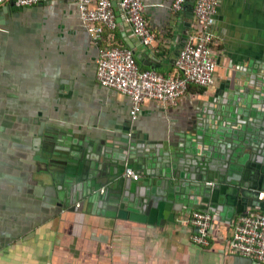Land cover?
Wrapping results in <instances>:
<instances>
[{
  "label": "crops",
  "instance_id": "1",
  "mask_svg": "<svg viewBox=\"0 0 264 264\" xmlns=\"http://www.w3.org/2000/svg\"><path fill=\"white\" fill-rule=\"evenodd\" d=\"M119 2L103 44L172 75L193 10L143 0L146 46ZM216 17L215 84L132 120L130 98L97 79L77 0L0 5V264H264L230 249L239 213L264 208V0H220ZM128 157L145 180L88 194L89 169L113 180ZM194 211L213 216L208 247L192 242Z\"/></svg>",
  "mask_w": 264,
  "mask_h": 264
},
{
  "label": "built area",
  "instance_id": "2",
  "mask_svg": "<svg viewBox=\"0 0 264 264\" xmlns=\"http://www.w3.org/2000/svg\"><path fill=\"white\" fill-rule=\"evenodd\" d=\"M9 0H0V5ZM46 0H15L17 7H32ZM82 22L91 42L98 47L97 79L105 87L115 89L131 100L130 115L136 120L146 101L176 106L190 86L201 88L215 84L216 59L213 45L217 9L220 0H196V25L178 54L172 75L164 76L155 70H142L130 48L103 44L106 31L117 29L114 0H77ZM188 0H173L172 9L179 12ZM119 6L132 27L133 34L146 46L156 35L145 17L143 0H120ZM125 176L137 181L140 176L127 168ZM211 184V183H209ZM195 232L192 242L208 247L211 240L213 216L194 211L190 220ZM230 249L244 257L264 263V212L251 211L237 218L230 241Z\"/></svg>",
  "mask_w": 264,
  "mask_h": 264
},
{
  "label": "water",
  "instance_id": "3",
  "mask_svg": "<svg viewBox=\"0 0 264 264\" xmlns=\"http://www.w3.org/2000/svg\"><path fill=\"white\" fill-rule=\"evenodd\" d=\"M195 1L196 0H188V2H187V4L190 6V8L193 10V12H194ZM129 138H128V140H129ZM131 152L132 151L130 150V152H129L130 155H132ZM71 161H72V159L69 160V163ZM127 168H137L132 157H128L124 164H122L121 166H119L118 169H116L112 172V175L114 178L113 180L106 178L107 172H106L105 168H103L101 170H99L97 168H93L91 170L89 169L87 172V175H86V178H87L86 183L89 184V186L87 187L88 194L93 195V196L96 195V196L104 198V197H107L108 194H110L113 190L114 191H121V193L124 191V189L126 192L128 190L133 191L140 184V182L145 180L143 178L144 172L143 171L141 172L140 180L135 181L131 177L125 176V171ZM71 170H72L71 166L68 165L67 175H69V173L72 172ZM70 175H72V174H70ZM121 175H122V177H121ZM210 183L211 184L208 183L207 186L210 189H212L211 191L218 189V186L216 184H214L212 182H210ZM258 198H259V196H258ZM258 201H259V199H258ZM250 210L264 212L263 206H261V207L255 206V207H252V209H250ZM250 210H248V211H250ZM248 211H244L242 213H239L237 218L242 214H246ZM203 212H208V211H203ZM208 213H210V212H208ZM242 257H244V256H242ZM245 258H248V257H245Z\"/></svg>",
  "mask_w": 264,
  "mask_h": 264
}]
</instances>
